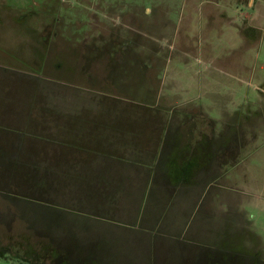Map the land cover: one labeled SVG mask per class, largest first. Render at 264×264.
I'll return each mask as SVG.
<instances>
[{"label":"rangeland","instance_id":"rangeland-1","mask_svg":"<svg viewBox=\"0 0 264 264\" xmlns=\"http://www.w3.org/2000/svg\"><path fill=\"white\" fill-rule=\"evenodd\" d=\"M0 63V264H264V0H0Z\"/></svg>","mask_w":264,"mask_h":264},{"label":"crops","instance_id":"crops-1","mask_svg":"<svg viewBox=\"0 0 264 264\" xmlns=\"http://www.w3.org/2000/svg\"><path fill=\"white\" fill-rule=\"evenodd\" d=\"M26 75L21 69H13L0 63V176H5L6 171L10 172L13 161L21 163L22 160L23 146L21 140L24 139L26 132L23 110L24 95L21 81L22 79L25 81ZM43 79L41 78V80ZM14 80L16 82H13ZM13 86H17V88ZM77 87L74 86V88L92 95L91 89ZM259 116L260 119H264V114L261 113ZM262 126H264V121H260V123L256 121L253 126L248 127L257 129L262 128ZM128 155L123 157L108 156L104 159L111 163H128L131 168L125 173L135 174V153L133 156Z\"/></svg>","mask_w":264,"mask_h":264}]
</instances>
